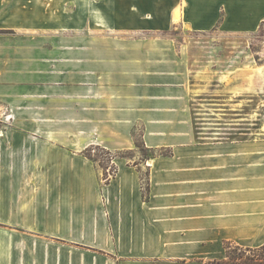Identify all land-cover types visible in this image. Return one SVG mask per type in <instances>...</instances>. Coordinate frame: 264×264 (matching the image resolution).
<instances>
[{"label":"crops","instance_id":"crops-1","mask_svg":"<svg viewBox=\"0 0 264 264\" xmlns=\"http://www.w3.org/2000/svg\"><path fill=\"white\" fill-rule=\"evenodd\" d=\"M74 1L86 27L41 0L1 26L18 34H0V264H209L226 242L263 246L264 133L228 107L239 121L201 132L195 108L226 98L207 95L222 46L203 34L240 33L239 0ZM95 146L133 153L108 183Z\"/></svg>","mask_w":264,"mask_h":264},{"label":"rangeland","instance_id":"rangeland-1","mask_svg":"<svg viewBox=\"0 0 264 264\" xmlns=\"http://www.w3.org/2000/svg\"><path fill=\"white\" fill-rule=\"evenodd\" d=\"M15 1L19 3V6L11 5V0H0V20L3 21V24L0 23V27H7L9 19L16 16V10L20 12L23 8L21 4L23 0ZM26 1L25 5L30 7L33 13L37 10L38 15L40 10L31 7L32 1L37 0ZM41 3L43 4L42 7L49 13L57 11L65 20H70L68 18L72 17L70 21L86 27V23L83 20L81 21V14L76 12L74 0H41ZM238 4V13L241 18L238 26L240 33H220L216 31L217 28H213L209 33L203 34L212 37L211 45L220 44L222 46L219 51L211 56L214 58V63H212H216L214 67L218 73L214 81L216 87L213 86L214 88L207 95L226 96V98H202L197 102L195 106L197 109V125L201 132L211 133V130L224 126L222 122H219L220 120L231 121L229 124L239 121L237 119H225L227 118L225 108L228 107V111L238 110L245 114L243 116L251 113L247 116L251 120L255 118L253 126H256V129L258 127L257 130L261 128L262 133H264V0H239ZM222 14H226V11L223 10ZM209 22L185 24L184 28L177 27L172 31L181 32L196 26H210L211 23ZM1 28L0 34H18L16 29ZM244 29L251 30L248 32L243 31ZM247 95L251 98H244ZM217 117L220 120H217ZM262 136L264 134L253 137L256 139L255 141H261L259 139ZM212 137H218V135L212 134ZM150 155V152L138 150L133 159L140 162L149 158Z\"/></svg>","mask_w":264,"mask_h":264},{"label":"trees","instance_id":"trees-1","mask_svg":"<svg viewBox=\"0 0 264 264\" xmlns=\"http://www.w3.org/2000/svg\"><path fill=\"white\" fill-rule=\"evenodd\" d=\"M137 148L141 151H147L145 145L139 139H136ZM85 154L88 158L96 162L104 170V182L108 183L118 171V168L113 163L114 159L120 157H131L132 152L113 153L105 148L95 146L87 149ZM154 154V153H153ZM164 155H169L164 153ZM144 198H148V179L143 177ZM226 258L215 260L209 264H264V245L256 248H245L238 246L232 242L225 243Z\"/></svg>","mask_w":264,"mask_h":264}]
</instances>
